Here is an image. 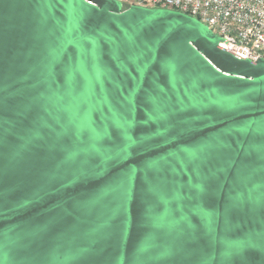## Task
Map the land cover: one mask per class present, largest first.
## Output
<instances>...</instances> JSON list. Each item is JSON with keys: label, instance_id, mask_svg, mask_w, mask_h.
Returning a JSON list of instances; mask_svg holds the SVG:
<instances>
[{"label": "water", "instance_id": "95a60500", "mask_svg": "<svg viewBox=\"0 0 264 264\" xmlns=\"http://www.w3.org/2000/svg\"><path fill=\"white\" fill-rule=\"evenodd\" d=\"M221 41L170 9L0 0V264H264V59Z\"/></svg>", "mask_w": 264, "mask_h": 264}, {"label": "built area", "instance_id": "2783aa9c", "mask_svg": "<svg viewBox=\"0 0 264 264\" xmlns=\"http://www.w3.org/2000/svg\"><path fill=\"white\" fill-rule=\"evenodd\" d=\"M119 1L126 7L138 5L187 14L221 37L222 48L254 62L264 59V0Z\"/></svg>", "mask_w": 264, "mask_h": 264}, {"label": "trees", "instance_id": "16d2710c", "mask_svg": "<svg viewBox=\"0 0 264 264\" xmlns=\"http://www.w3.org/2000/svg\"><path fill=\"white\" fill-rule=\"evenodd\" d=\"M123 8H127L126 6H123Z\"/></svg>", "mask_w": 264, "mask_h": 264}]
</instances>
